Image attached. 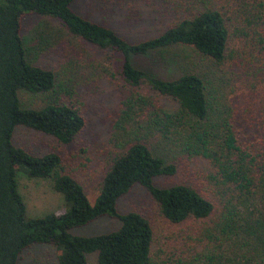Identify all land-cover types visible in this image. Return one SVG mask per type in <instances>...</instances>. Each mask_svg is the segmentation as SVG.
I'll return each instance as SVG.
<instances>
[{
	"label": "trees",
	"instance_id": "16d2710c",
	"mask_svg": "<svg viewBox=\"0 0 264 264\" xmlns=\"http://www.w3.org/2000/svg\"><path fill=\"white\" fill-rule=\"evenodd\" d=\"M75 1L0 0V264H17L23 251L33 245L48 244L57 252V264H86L90 253L96 254V264H150L149 222L136 212L119 214L116 210V201L133 186L141 187L161 217L172 224L186 219H206L218 205L214 226L219 235L236 243L252 240L255 254H263L264 164H256L238 147L231 124L232 112L224 104L221 93L220 98L214 95L212 83L198 70L191 69L192 56L181 51L163 54L170 48L182 47L200 62L221 65L230 37L222 12L205 8L152 38L130 43L104 19L95 22L76 13L72 9ZM114 1L98 2L99 10L103 13L111 10L108 5ZM252 1H255L253 9L257 17L264 3ZM26 15L55 20L71 37L108 52L110 59H114L116 75L134 89L121 102L112 126L114 146L121 144L122 150L109 161L92 205L56 152L51 149L32 154L13 145L17 127L67 146L84 126L79 109L70 102L60 101L55 94L53 72L33 64L43 51L45 31L22 37L21 20ZM151 54L176 67L179 75L162 79L134 67L131 57ZM140 86L172 100L177 110L156 109L151 98L135 91ZM22 92L40 98L41 106L35 109L24 105L19 96ZM162 143L211 164L215 170L213 184L222 189V193L216 189V203L189 185L175 183L158 187L154 184L155 178L175 173L174 165L165 162L156 152ZM18 172L28 179L49 181L52 189L61 195L65 208L61 212L27 218L18 191ZM102 217L117 220L119 227L89 236L71 234L72 229ZM224 264H231L230 259Z\"/></svg>",
	"mask_w": 264,
	"mask_h": 264
},
{
	"label": "rangeland",
	"instance_id": "374dc122",
	"mask_svg": "<svg viewBox=\"0 0 264 264\" xmlns=\"http://www.w3.org/2000/svg\"><path fill=\"white\" fill-rule=\"evenodd\" d=\"M98 2L103 0H76L72 9L95 22L104 19L130 43L152 38L173 23L205 8L221 11L230 34L226 57L221 65L210 66L205 61L200 62L190 50L182 47L170 48L163 54L181 51L192 56L191 69L198 70L212 83L214 95L220 98L221 93L224 104L232 112L231 124L238 147L246 151L256 164H264V5L255 17V1L252 0H115L108 5L111 10H105V13L99 10ZM260 2L264 3V0ZM41 31H45L43 51L33 64L53 72L55 94L60 101L70 102L79 109L84 126L74 142L67 146L23 127L15 129L12 142L32 154H42L51 149L56 152L92 205L109 161L122 150L119 149L121 144L114 146L112 126L121 102L134 89L126 86L116 75L114 59H110L108 52L71 37L55 20L34 15H26L21 20L22 37H30L32 33L39 35ZM131 60L134 67L162 79L179 75L176 67L167 65L154 54L131 57ZM135 91L151 98L156 109L177 110L172 100L152 94L145 86ZM19 96L24 105L35 109L41 106L40 98L23 92ZM156 152L175 167L172 176L155 178L156 186L189 185L216 203V189L220 193L222 189L214 186L212 176H215V170L208 161L182 154L176 147L164 143L157 147ZM16 179L27 218L61 212L65 208L61 195L52 189L49 181L28 179L20 172ZM218 208L215 205L213 213L206 219H186L172 224L161 217L155 203L139 186H133L116 201L119 214L136 212L149 222L152 231L150 264H224L227 259L231 264H260L259 261H264V253L255 254L252 240L236 243L219 235L214 226ZM118 227L117 220L102 217L70 232L89 236L114 231ZM56 253L49 244L33 245L20 254L17 264H57ZM86 264H96L95 253L86 256Z\"/></svg>",
	"mask_w": 264,
	"mask_h": 264
}]
</instances>
